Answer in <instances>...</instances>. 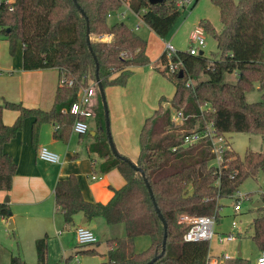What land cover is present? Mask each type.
Segmentation results:
<instances>
[{
  "label": "trees",
  "instance_id": "16d2710c",
  "mask_svg": "<svg viewBox=\"0 0 264 264\" xmlns=\"http://www.w3.org/2000/svg\"><path fill=\"white\" fill-rule=\"evenodd\" d=\"M178 1L13 0V9L0 6V33L9 40L11 54L21 42L25 69L56 67L60 80L49 110L9 100L0 103V190L11 189L17 171V162L4 144L22 130L27 117H33L34 145L45 122L56 123L54 137L68 141L77 119L70 106L79 98L82 87L92 85L99 90L97 76L104 88L126 86L134 66L151 62L147 40L127 22L111 21L109 15L128 2L146 24L166 38L184 7ZM212 2L219 7L221 28L217 29L208 18L200 19L199 24L215 37L219 56L210 58L204 53L178 50L184 62L180 66L182 73L165 71L175 86L174 94L169 106L162 104L166 97L161 96L159 106L145 118L139 133L140 152L133 161L144 171L146 179L141 171L113 154L106 135L104 108L99 101L95 113L98 129L89 149L105 158L103 170L119 169L125 184L114 189L112 198L103 203L86 199L74 174L56 183V206L68 223L73 222L75 214L83 212L89 218L103 215L111 225H125L124 235L107 240V258L100 264H144L162 251L164 225L154 200L167 221V240L164 253L152 264H208L210 241L186 240L184 234L189 224L180 220L181 215H213L219 220V199L233 197L247 178L264 171V151L247 149L241 155L229 149L218 174L212 164L214 153L209 138L193 145L183 143L188 131L203 130L209 123H213L218 134H264V0ZM105 34H111V39L100 38ZM161 60L168 64L164 51ZM226 72H236L237 80L226 81ZM202 74L207 77L202 78ZM63 79H72L73 83ZM256 88L262 91L261 99L250 101L248 93ZM190 99L201 107V113L193 117L195 122H175L172 109L187 114ZM6 108L18 111L11 124L3 120ZM262 200L263 205L257 210H264V195ZM5 214L6 210L0 208V216ZM253 226L252 239L263 250L264 214L254 218ZM139 235L151 238L149 246L140 251L135 243ZM35 245V263H26L19 255H13L11 264H57L48 261L47 235L38 238ZM87 252L96 250L91 248ZM225 264L252 263L237 256L226 259Z\"/></svg>",
  "mask_w": 264,
  "mask_h": 264
},
{
  "label": "crops",
  "instance_id": "0c3cea01",
  "mask_svg": "<svg viewBox=\"0 0 264 264\" xmlns=\"http://www.w3.org/2000/svg\"><path fill=\"white\" fill-rule=\"evenodd\" d=\"M124 4L127 6L128 11L127 9L122 10L120 7L116 12L110 14L109 18L111 21H125L136 30L137 26L140 27L141 24L137 23L134 25L133 23H129L127 18L129 17L130 12L139 18H141V16L130 8L128 2H124ZM111 37V34H105L104 39L109 40ZM7 41L9 42V40ZM3 48L5 51L2 56H0V103H3L4 100H9L20 102L29 107H40L42 109L49 110L53 106L55 92L60 83L59 69L56 67L25 69L23 67V45L21 42H18L14 54H11L10 50L9 53L7 52V42L5 45H3ZM162 53L163 52H160L156 58L151 60L149 69L141 67L138 68L137 71H134L132 68L134 73L129 78L127 86H120V88L124 87V89L121 90L122 93L117 91V85L112 86V92L115 94L113 113L116 116L114 121L117 125L116 128L113 126L114 137L112 129L111 134L118 151L125 156L129 155L126 151V146H124L123 143V139L127 137V130L124 125L127 120L125 118L127 115L125 114L124 116L121 113H123L127 106L121 110L122 106L118 104L120 102H125L127 104L130 102L129 95L126 93V90L131 88L133 84L132 76L135 73L140 74L145 79L144 95L148 86L153 87L162 82L165 84L166 81H164L158 72L161 71L162 73L166 74L163 67V62L161 60ZM107 87H105L106 98ZM171 97L165 99L167 102H165V100L162 101V104L169 106V100ZM187 104H189L192 113L190 114V117L187 119V121L183 124L195 122L193 117L201 113V107L193 99L189 100ZM94 106L96 109L97 101L94 100L92 93L91 101L86 107L89 111H91L93 110ZM174 110L172 111V117ZM153 112H151V114ZM90 113L89 115H91ZM151 114L147 115L146 117L150 116ZM17 115V110L6 108L3 112V120L5 123L11 124L14 122ZM89 115H87L85 118L86 122ZM92 120H94V129L90 131V138L88 140H86L85 135L75 132L73 128L68 141L57 139L54 137L56 123L45 122L42 124L40 129L38 143L37 145H34L32 142L33 117L29 116L25 119L22 130H20L15 137L4 144V149L10 153L17 162V171L13 177L11 189L0 190V208H4L6 210V214L1 215L0 220L4 223H9L8 227L10 228L11 219L13 227H15L16 231H50V233L54 234L56 239H59L60 253L63 256L65 255L64 253L70 251L71 248L67 243H65L63 237L60 236L63 235L61 231H67L71 226H73L75 230L78 225L84 223V225L95 231L98 237L96 244H98V231H103L104 233L107 220L103 215H96L89 218L83 212H78L74 215L73 222L68 223L65 220L63 213L59 211L56 206L54 191L57 181L74 174L78 179L83 196L88 200L99 201L103 203L108 202L112 198L114 189L122 187L126 182L119 169L112 168L107 171L103 170L105 158L100 156L97 152L90 151L89 144L95 141V135L98 129L95 115ZM109 120L111 127L112 119H110V113ZM115 132L121 134L120 142L124 148H120L122 146L119 147L117 145V141L119 142V139ZM73 133H77L78 138L74 136ZM230 134L232 133L225 134L228 140ZM229 143L230 149H233L230 140ZM41 146H46L57 152L60 155V161L51 162L41 159L38 155V151ZM138 154L136 158L132 156V158L129 156L127 157H129L132 161H136ZM93 174L97 175L98 178H93ZM250 200L253 199L250 198ZM254 201L255 200H253V202ZM219 204L220 219L217 221H221L219 224H222L223 215L221 216V212L223 209V204L221 203L220 199ZM255 209V214L250 220L249 225L245 226L246 228H242L238 222L237 218L239 213H241L239 212L240 210L236 211L234 209V215H232L233 218L231 217L230 225L226 228L223 226H218L215 229L217 235L226 232H233L237 236V240L240 239V237L242 238L244 235L246 236L247 234H249L250 238H252V234L254 233L253 220L259 215L264 214V210H257V207H255ZM85 219H87V221H85ZM233 220L236 221V225L232 224ZM108 225L113 226L111 224ZM119 233L120 235L108 237L107 240L109 238L122 236L125 234L123 232ZM42 235V233L38 232H32L29 235H26V242L24 241L26 243L25 247H19L17 250V255H19L24 262L35 263L34 261H37V251L35 244L36 240L42 237ZM214 241H217L218 246L214 243ZM222 243L223 242H220L217 236H215L210 241V263L208 264H222L226 261L223 255L226 253L231 254L225 250L229 249L227 248L228 246L222 245ZM239 243L241 244V256L243 257L244 250L242 248L241 240H239L237 243L236 251H238ZM256 248L257 254L259 255L262 250H260L257 246ZM94 249L96 250V248ZM79 251L80 250L76 249L75 254H77ZM95 253L100 252L96 250ZM13 255L15 254H12L11 258ZM70 256H73V254H70ZM48 261L50 262L49 259ZM214 261L217 263H214Z\"/></svg>",
  "mask_w": 264,
  "mask_h": 264
},
{
  "label": "rangeland",
  "instance_id": "374dc122",
  "mask_svg": "<svg viewBox=\"0 0 264 264\" xmlns=\"http://www.w3.org/2000/svg\"><path fill=\"white\" fill-rule=\"evenodd\" d=\"M122 10L128 11V8L125 4L121 6ZM128 22L133 23L134 25L140 23V27L136 28V31L143 36L147 40V48L148 55L151 60L156 58L160 52L165 50V40L171 41L172 44L178 50H188L191 44L190 40V32L191 30L199 24L200 19L208 18L210 19L217 29H220L222 24L220 20L219 7L215 5L212 0H191L190 2H185L184 7H182V12L178 17L175 25L168 33L166 38L158 35L148 24H146L142 18L137 17L132 12L129 13ZM206 46L203 48L204 54L209 56L210 58H215L219 56V48L217 45V41L215 37L208 31H206ZM101 37V36H100ZM8 40V39H7ZM5 39V37L0 33V56L4 53L5 49L3 45L7 42V52L9 53V42ZM151 63V62H150ZM149 64L147 65H136L133 67L134 71H137L138 68L144 67L149 69ZM161 77L164 79L165 84L158 83L157 85L151 87L148 86L144 95V78L135 73L132 76L133 84L131 88L126 90V93L129 95L130 102L127 104L125 102H120L118 105L125 108L122 115L125 116L126 123L124 124L127 130V134L125 139H123L124 146H126V151L128 152L129 157L137 156L140 145H139V130L144 121L145 117L159 105L160 96H165L166 98H170L174 92V84L168 78V76L161 71H158ZM134 73V72H133ZM132 73V74H133ZM202 78H206V74L201 75ZM224 79L229 82H235L237 80L236 72H226ZM127 86V85H126ZM257 86V83H256ZM112 86L107 87V101L109 105V113L111 122V129L114 137L113 126L116 128V123L114 121L115 114L113 113V105L115 104L114 98L115 94L112 92ZM117 91L124 89V87L117 86ZM115 91V90H114ZM99 90L93 88V98L98 103L100 101L101 107L103 106L102 98H98ZM158 92V93H157ZM264 92V91H263ZM262 96V91L258 88L248 93V99L250 101L260 100ZM101 97V95H100ZM165 102H167L165 100ZM96 107V109H97ZM104 108V106H103ZM95 106L93 110H91V115L88 116V131L84 133L86 140L90 138V131L94 129V115L96 113ZM153 110V111H152ZM174 108L172 109V111ZM121 112V111H120ZM94 114V115H93ZM120 115V116H122ZM105 116V113H104ZM117 135L119 142L117 141V145L120 148H124V146L120 142V133L115 132ZM74 136L78 138L77 133H73ZM107 135V132H106ZM229 140L237 152L241 155L245 153L247 149L264 151V134L261 133H252V132H235L229 135ZM131 157V158H132ZM239 190L245 195L246 193L250 195V197L243 198L241 200V209L238 215V222L242 228H246V225H249L250 220L253 218L255 214V207H253V200L260 198L262 200V195H264V171H261L255 177L247 178L240 186ZM253 199V200H250ZM222 205V224H219L221 221H216L215 229L219 226L228 227L231 222V217L234 215V204L236 202L234 197H222L220 198ZM263 202V200H262ZM233 218V217H232ZM84 224V223H83ZM9 223H4L0 220V264H11V255H17L19 247H25L26 245V235L34 232V233H42L48 236V259L50 262H55L57 264H100L103 260L107 258L106 253L108 251V242L107 238L115 235H120L119 232L125 233V225L123 223H118L113 226H109L106 222V229L103 231H98L99 242L98 244L91 245H79L76 239V232L71 226L67 231H61L63 235V240L67 243L71 250L64 253L65 255H61L60 251V241L59 239L54 237L53 233L50 231H16L15 227H8ZM246 231V230H245ZM227 233V232H226ZM241 240L242 248H243V257L250 259L252 264H256L257 260V248L255 242L250 238L249 234L244 235L242 238L236 241H224L222 245L228 246L225 249L232 256V258L237 257V243ZM25 241V242H24ZM151 242V238L149 235H139L135 239L137 250H143L149 246ZM214 243L218 246L217 241ZM87 248H96L100 253H92L87 252ZM80 250L75 254V251ZM224 250V251H225ZM235 251V252H234ZM67 254V255H66ZM73 254V256H70ZM36 262V261H34ZM32 263V262H31ZM223 262L222 264H225Z\"/></svg>",
  "mask_w": 264,
  "mask_h": 264
},
{
  "label": "built area",
  "instance_id": "2783aa9c",
  "mask_svg": "<svg viewBox=\"0 0 264 264\" xmlns=\"http://www.w3.org/2000/svg\"><path fill=\"white\" fill-rule=\"evenodd\" d=\"M191 0H179L178 5L184 6L185 2H190ZM7 5L10 9H13V0H0V6ZM138 28V26H137ZM206 30L201 25H196L190 33L191 44L189 46L188 51L191 54L199 53L206 46ZM105 35H101L100 38H104ZM166 57L168 58V64H163L164 70L171 73L180 70V66L183 65V59L178 55V49L172 44L171 41L165 40V50ZM178 56L177 60H174V57ZM63 82H67L68 80L63 79ZM191 81L188 82V84ZM69 84L73 83V80L70 79L68 81ZM93 93V86H85L80 90L79 98L74 101L70 106V112L77 116L73 124V130L79 134H84L88 131V123L85 119H82L81 116L89 115V110L87 109V105L91 101V96ZM191 100V99H190ZM186 108L189 109L190 113L184 114L183 110H174L173 120L180 124H183L190 117L191 108L189 104L186 105ZM209 138L211 141V150L214 153V157L212 159V164L216 166V172L218 174L221 173L223 162L225 159V153L230 149V143L225 134H218L213 123H209L203 130L191 129L188 133L185 134L183 143L184 145H193L202 139ZM176 147H174L175 149ZM38 155L41 159L51 161V162H59L60 155L51 150L46 146H41L38 151ZM93 178H98L97 175L93 174ZM219 181V180H218ZM217 181V182H218ZM246 195L241 193L239 190L233 196L236 200L234 204V209L236 211L241 209V200L245 198ZM247 197V196H246ZM182 222L189 224V228L184 234V238L186 240H208L211 241L215 236L219 239L220 242L224 241H236L237 236L233 232L221 233L217 235L215 230L216 226V217L213 215H190V214H182L180 217ZM233 225H236V221L233 220ZM76 239L80 245H91L95 244L98 241L97 234L95 231L84 224H80L75 228ZM225 259L231 258V255L226 253L223 255ZM210 263V258H209ZM214 263H217L214 261ZM256 264H264V249L258 255Z\"/></svg>",
  "mask_w": 264,
  "mask_h": 264
},
{
  "label": "water",
  "instance_id": "95a60500",
  "mask_svg": "<svg viewBox=\"0 0 264 264\" xmlns=\"http://www.w3.org/2000/svg\"><path fill=\"white\" fill-rule=\"evenodd\" d=\"M149 1L152 2V3H155V2H159V1H163V0H149ZM77 5H78V7H80L79 4H77ZM81 11L84 13V11L82 9H81ZM88 25H89V23H88ZM87 41H88L89 44L91 43V36H90V33H89V28L87 29ZM90 49L92 50V47L91 46H90ZM203 53L204 52H203V49H202L200 51V54H203ZM93 55L96 58V56H95L94 53H93ZM98 70H99V65L97 63L96 71L98 72ZM180 73H182V70H180ZM97 85H98V88H99V91H100V95H101V98H102V102H103V106H104L105 128H106V132H107V136H108V141H109V144H110V147H111V150H112L113 154L116 157H118V158H120L122 160H125L128 163H130L135 169L141 171L142 174L145 177L144 171L139 166H137L129 157L121 154L118 151V149H117V147L115 145V142L113 140L112 134H111L110 120H109V108H108V103H107L105 88L103 86L102 80L98 76H97ZM145 179H146V177H145ZM147 185L149 187V191H150V193L152 195V198L154 200V196H153L151 187L149 186V183L148 182H147ZM154 203H155L157 212L159 214V217L162 220L163 225H164V240L162 242V251L159 254L155 255L152 259H150L149 261H147L144 264H152L154 261H156L160 256H162V254L164 253L165 247H166V240H167V221H166L165 217L163 216L162 212L160 211V209L157 207V204H156V201L155 200H154ZM262 204H263V202H262V200L260 198L255 199V201L253 202V206L254 207H259ZM85 221H87V219H85ZM10 227H13V223H12L11 219H10ZM241 255H242L241 244L239 243L238 244L237 256H241ZM129 264H133V263H129Z\"/></svg>",
  "mask_w": 264,
  "mask_h": 264
}]
</instances>
